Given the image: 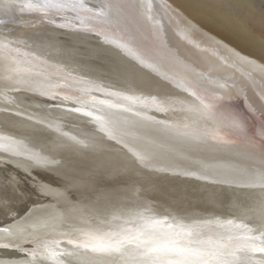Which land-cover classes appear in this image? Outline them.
Here are the masks:
<instances>
[{
  "label": "bare ground",
  "instance_id": "obj_1",
  "mask_svg": "<svg viewBox=\"0 0 264 264\" xmlns=\"http://www.w3.org/2000/svg\"><path fill=\"white\" fill-rule=\"evenodd\" d=\"M261 65L264 0H0V264H264Z\"/></svg>",
  "mask_w": 264,
  "mask_h": 264
},
{
  "label": "snow or ice",
  "instance_id": "obj_2",
  "mask_svg": "<svg viewBox=\"0 0 264 264\" xmlns=\"http://www.w3.org/2000/svg\"><path fill=\"white\" fill-rule=\"evenodd\" d=\"M112 6H116V5H112ZM240 59H244L243 57H239ZM249 64H252V61H246ZM259 70L261 72L262 75H264V65H261L259 67ZM6 230V229H5ZM128 237H124L123 239H117V240H113L111 241L113 244H120L122 241L127 240ZM23 245L15 240H9L6 242H0V251H21L22 250ZM30 255H43V253L38 252L37 250H33L31 253H29ZM49 255H51V253H49ZM151 264H175L174 261L165 258L164 256H157L154 257L151 261Z\"/></svg>",
  "mask_w": 264,
  "mask_h": 264
},
{
  "label": "clouds",
  "instance_id": "obj_3",
  "mask_svg": "<svg viewBox=\"0 0 264 264\" xmlns=\"http://www.w3.org/2000/svg\"><path fill=\"white\" fill-rule=\"evenodd\" d=\"M165 243L163 240H154L151 242L150 246H162Z\"/></svg>",
  "mask_w": 264,
  "mask_h": 264
}]
</instances>
